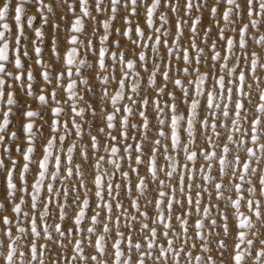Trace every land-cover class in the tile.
I'll use <instances>...</instances> for the list:
<instances>
[{"label":"snow or ice","instance_id":"snow-or-ice-1","mask_svg":"<svg viewBox=\"0 0 264 264\" xmlns=\"http://www.w3.org/2000/svg\"><path fill=\"white\" fill-rule=\"evenodd\" d=\"M0 264H264V0H0Z\"/></svg>","mask_w":264,"mask_h":264},{"label":"rangeland","instance_id":"rangeland-1","mask_svg":"<svg viewBox=\"0 0 264 264\" xmlns=\"http://www.w3.org/2000/svg\"><path fill=\"white\" fill-rule=\"evenodd\" d=\"M33 14H35V12L33 11ZM11 23V21H9ZM37 23H39V17L37 18ZM114 23V26L115 27H123V23L122 21H119V22H113ZM210 25V20L207 18V16H205V19H204V26H209ZM26 32L29 36H32V33L29 29L26 28ZM49 32H51V29H49ZM46 44H47V41H46ZM258 47V46H257ZM45 59H48L49 57L47 55L44 56ZM25 63H28V61H25ZM33 67L35 68V65H33ZM38 70V69H37ZM204 71H208V67L205 66ZM39 147V145H38ZM17 159H19V157L17 156L16 157ZM163 178V177H162Z\"/></svg>","mask_w":264,"mask_h":264}]
</instances>
